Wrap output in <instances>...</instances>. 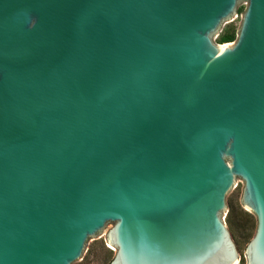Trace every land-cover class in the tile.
Wrapping results in <instances>:
<instances>
[{
  "label": "water",
  "instance_id": "95a60500",
  "mask_svg": "<svg viewBox=\"0 0 264 264\" xmlns=\"http://www.w3.org/2000/svg\"><path fill=\"white\" fill-rule=\"evenodd\" d=\"M237 185L264 264V0H0V264H235Z\"/></svg>",
  "mask_w": 264,
  "mask_h": 264
},
{
  "label": "rangeland",
  "instance_id": "374dc122",
  "mask_svg": "<svg viewBox=\"0 0 264 264\" xmlns=\"http://www.w3.org/2000/svg\"><path fill=\"white\" fill-rule=\"evenodd\" d=\"M242 13L224 31V33L230 34L232 39L228 42L219 43L220 45L234 41ZM229 204L232 213L224 221V224L236 246L237 261L235 264H246L245 246L254 234L256 220L241 208L238 185ZM113 255L114 252L108 247L105 233L89 247L79 264H107Z\"/></svg>",
  "mask_w": 264,
  "mask_h": 264
},
{
  "label": "trees",
  "instance_id": "16d2710c",
  "mask_svg": "<svg viewBox=\"0 0 264 264\" xmlns=\"http://www.w3.org/2000/svg\"><path fill=\"white\" fill-rule=\"evenodd\" d=\"M232 39V36L230 35V34H227V33H224V34H222L220 37H219V43H223V42H228V41H230ZM112 259V258H111ZM110 259V260H111ZM110 262V261H109ZM108 262V263H109ZM107 263V264H108Z\"/></svg>",
  "mask_w": 264,
  "mask_h": 264
}]
</instances>
